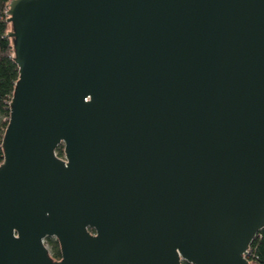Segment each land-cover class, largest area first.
<instances>
[{"label":"water","instance_id":"obj_1","mask_svg":"<svg viewBox=\"0 0 264 264\" xmlns=\"http://www.w3.org/2000/svg\"><path fill=\"white\" fill-rule=\"evenodd\" d=\"M5 15L0 264H253L264 0H9Z\"/></svg>","mask_w":264,"mask_h":264},{"label":"trees","instance_id":"obj_2","mask_svg":"<svg viewBox=\"0 0 264 264\" xmlns=\"http://www.w3.org/2000/svg\"><path fill=\"white\" fill-rule=\"evenodd\" d=\"M9 0H0V163H1V136L5 131L9 118V102L12 97L17 65L13 61L12 44L6 36L10 24L6 21V5ZM59 157H63V146L56 148ZM45 244L53 259L60 258L58 241L54 237H46ZM248 260L253 264H264V227L256 234L249 245ZM181 264H190L183 261Z\"/></svg>","mask_w":264,"mask_h":264},{"label":"flooded vegetation","instance_id":"obj_3","mask_svg":"<svg viewBox=\"0 0 264 264\" xmlns=\"http://www.w3.org/2000/svg\"><path fill=\"white\" fill-rule=\"evenodd\" d=\"M59 244V243H58ZM59 249H60V247H59Z\"/></svg>","mask_w":264,"mask_h":264}]
</instances>
